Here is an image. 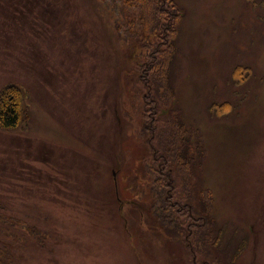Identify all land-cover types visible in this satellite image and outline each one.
<instances>
[{
  "label": "rangeland",
  "instance_id": "rangeland-1",
  "mask_svg": "<svg viewBox=\"0 0 264 264\" xmlns=\"http://www.w3.org/2000/svg\"><path fill=\"white\" fill-rule=\"evenodd\" d=\"M56 1L32 45L55 68L0 61V88L23 84L30 105L24 126L0 133V162L62 173L39 170L12 195L47 239L26 243L20 264H264V0H174L161 77L147 65L153 40L119 41L111 7Z\"/></svg>",
  "mask_w": 264,
  "mask_h": 264
},
{
  "label": "trees",
  "instance_id": "trees-1",
  "mask_svg": "<svg viewBox=\"0 0 264 264\" xmlns=\"http://www.w3.org/2000/svg\"><path fill=\"white\" fill-rule=\"evenodd\" d=\"M99 2L105 7L112 8L111 28L119 41L126 44L131 35H135L139 43L143 42L142 39L145 37L153 40V45L147 48L152 51L147 65L150 66L153 63L152 67L159 70L158 74L161 77V69H165L166 62L164 58L158 59L157 57L158 54L164 53L165 47L168 52L172 46L171 35L179 16L174 0H99ZM47 5L51 6L45 13L43 8ZM59 8V2L56 0H0V12L9 13L8 19L0 22V61L4 63L3 69H7L6 62L11 61L17 62L20 66L27 65L29 71L34 70L40 64L46 65V70L39 72V76L48 75V72L55 68L53 59L49 61L46 56L40 58L39 48L32 45H37L34 40L40 45L48 38L46 22L40 16L44 13L46 18L57 17ZM33 23H37V26ZM159 32L162 33L163 40ZM14 37L19 43L20 48L18 49L9 48ZM22 38L24 40H21ZM159 40L163 44L160 50H158ZM101 41L109 45L108 37L105 39L101 37ZM123 42L120 43L123 44ZM6 52L8 57L5 56ZM150 69L151 67L148 70H142L146 74ZM249 74L250 69L241 66V70L235 72V77L241 75L239 77L243 84L249 78ZM25 88L23 84L14 81L0 88V133L10 134L30 120L29 94ZM214 107L216 112L223 109L218 105ZM185 156L186 153L183 156L184 161H186ZM19 162H21L20 166ZM33 162L34 164L28 159L21 160L10 156L3 158L0 162V264H20L26 243L32 242L33 239H38L41 243L47 241L46 238H41V233L32 232L34 223L30 216L20 218L15 210L14 198H12V195L15 199L19 198L18 183H33L31 179L36 176V173L38 174L39 170L49 168L48 161L41 162L45 168H39L38 163ZM161 184L162 180L158 185ZM162 209L168 212L170 219L177 221L175 206L168 199H162ZM168 216L162 215L160 218L168 223ZM187 247L191 248L190 245Z\"/></svg>",
  "mask_w": 264,
  "mask_h": 264
},
{
  "label": "flooded vegetation",
  "instance_id": "flooded-vegetation-1",
  "mask_svg": "<svg viewBox=\"0 0 264 264\" xmlns=\"http://www.w3.org/2000/svg\"><path fill=\"white\" fill-rule=\"evenodd\" d=\"M43 153V152H42ZM47 153H48V150H47ZM44 154V153H43ZM46 157H48V155L46 156ZM49 160V159H48ZM49 162V167H51V169L54 171V174H56L57 176L60 174V175H62V173L57 169V168H53L52 167V164H51V162H50V160L48 161ZM164 168H166L165 166H164ZM36 178H37V182H39V179H38V177L40 178V176H38V174L36 173V176H35ZM57 180V184L61 187L62 185H63V183L62 182H64V180H61V179H56ZM62 194V193H61ZM63 195V194H62ZM66 196V195H65ZM170 198L171 197H168V200L170 201Z\"/></svg>",
  "mask_w": 264,
  "mask_h": 264
}]
</instances>
